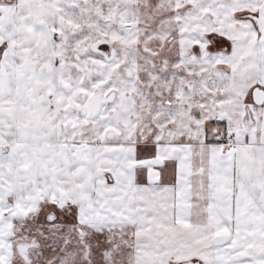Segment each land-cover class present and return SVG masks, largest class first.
Listing matches in <instances>:
<instances>
[{"label":"snow or ice","instance_id":"6c2138e0","mask_svg":"<svg viewBox=\"0 0 264 264\" xmlns=\"http://www.w3.org/2000/svg\"><path fill=\"white\" fill-rule=\"evenodd\" d=\"M0 264H264V0H0Z\"/></svg>","mask_w":264,"mask_h":264}]
</instances>
